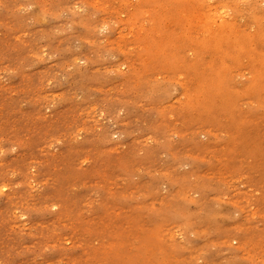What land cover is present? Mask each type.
Wrapping results in <instances>:
<instances>
[{
    "label": "rangeland",
    "instance_id": "obj_1",
    "mask_svg": "<svg viewBox=\"0 0 264 264\" xmlns=\"http://www.w3.org/2000/svg\"><path fill=\"white\" fill-rule=\"evenodd\" d=\"M0 264H264V0H0Z\"/></svg>",
    "mask_w": 264,
    "mask_h": 264
}]
</instances>
